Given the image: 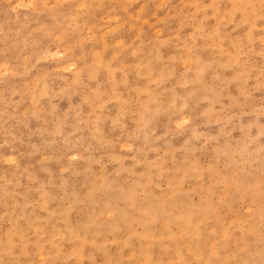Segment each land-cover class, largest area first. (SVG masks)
<instances>
[{"label":"rangeland","instance_id":"obj_1","mask_svg":"<svg viewBox=\"0 0 264 264\" xmlns=\"http://www.w3.org/2000/svg\"><path fill=\"white\" fill-rule=\"evenodd\" d=\"M0 264H264V0H0Z\"/></svg>","mask_w":264,"mask_h":264}]
</instances>
